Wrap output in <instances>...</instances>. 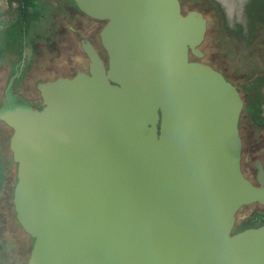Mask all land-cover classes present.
Wrapping results in <instances>:
<instances>
[{"label":"water","instance_id":"95a60500","mask_svg":"<svg viewBox=\"0 0 264 264\" xmlns=\"http://www.w3.org/2000/svg\"><path fill=\"white\" fill-rule=\"evenodd\" d=\"M101 30L90 73L41 81L13 128L16 216L27 264H264V223L234 232L264 179L229 140L244 105L203 57L207 19L181 0H74Z\"/></svg>","mask_w":264,"mask_h":264},{"label":"rangeland","instance_id":"374dc122","mask_svg":"<svg viewBox=\"0 0 264 264\" xmlns=\"http://www.w3.org/2000/svg\"><path fill=\"white\" fill-rule=\"evenodd\" d=\"M223 1L183 0L186 11L205 7L209 16L216 18L203 60L223 66L228 73L239 65L236 60L264 61V36L255 53L244 43L235 44L230 35L235 21L231 12L233 0ZM22 3L0 0V110L40 108L39 81L73 75L86 65L79 56L83 53L80 33L89 34L107 56L99 37L105 20L86 16L72 0H34V5L29 4V22L17 23L22 18ZM69 26H74L76 32ZM12 132L13 128L0 118V264H27L34 240L19 227L16 216L14 188L18 165L10 147ZM259 214L264 215V205L243 206L237 214L236 230L254 226Z\"/></svg>","mask_w":264,"mask_h":264},{"label":"flooded vegetation","instance_id":"af4514ba","mask_svg":"<svg viewBox=\"0 0 264 264\" xmlns=\"http://www.w3.org/2000/svg\"><path fill=\"white\" fill-rule=\"evenodd\" d=\"M219 1L224 2L223 0ZM181 4L184 14L196 10L201 12L207 19L206 35L203 42L199 46L205 55L206 42H208L210 31L216 24V18L210 17L205 7H195L186 11L183 0H181ZM231 9L234 17L233 20L235 21L232 23V27L230 28V35L236 42L235 44L240 45L244 43L245 47L250 50L251 53L257 52L259 48H261L259 45L263 42L262 37L264 36V0H233ZM84 14L89 16L86 13ZM103 22L104 27V25L107 23V20ZM69 27L72 31L76 32L77 29L74 26ZM101 30L99 31V37L101 44H103L101 39ZM79 37L81 39V47L83 52L79 56L84 61H86V65L76 70L75 74H77L79 71L90 73V58L83 47V44L86 40H90L94 44L108 65V53L105 57L103 55L102 49L94 42L89 34L80 33ZM102 48L107 52L104 45H102ZM192 57H195L196 59H193ZM203 57L199 58L191 53L192 60H199L207 63L203 60ZM238 62L239 65L233 67L230 73H228V71H226L223 66L211 65L222 72L226 79L236 86L243 99L244 105L238 124L239 131L237 135L231 137L229 140V145L231 149L232 146H234L235 149L233 150L240 154L241 166L244 174L254 184L259 185V178L262 177L264 179V61L254 59L236 60V63ZM246 68H249V70H246ZM75 74H69L60 77H73ZM57 78H49L43 81L54 80ZM38 102L42 104L43 99ZM252 204L264 205L263 203L259 202ZM18 225L19 227L23 228L19 221ZM256 226H258V224ZM235 230L236 226L234 232H237ZM25 234L30 237V235L26 232Z\"/></svg>","mask_w":264,"mask_h":264},{"label":"trees","instance_id":"16d2710c","mask_svg":"<svg viewBox=\"0 0 264 264\" xmlns=\"http://www.w3.org/2000/svg\"><path fill=\"white\" fill-rule=\"evenodd\" d=\"M23 3H22V19H21V23H28L29 22V19H28V17H30L31 15H32V12L29 10V4H35L34 3V0H21ZM74 3H75V1L74 0H72ZM43 107V102H42V104H41V106H40V108H42ZM37 108V107H36ZM12 128V127H11ZM13 133V132H12ZM17 180H18V178H17ZM17 183V182H16ZM254 223H253V225L254 226H256L259 222H261L262 224L264 223V215H257V217H256V219L253 221ZM261 225V224H260ZM245 228H247V227H244V228H242V229H239V230H235V231H240V230H243V229H245ZM29 234V233H28ZM30 235V234H29ZM31 236V235H30ZM32 237V236H31ZM33 240H34V238H33ZM33 243H34V241H33Z\"/></svg>","mask_w":264,"mask_h":264}]
</instances>
